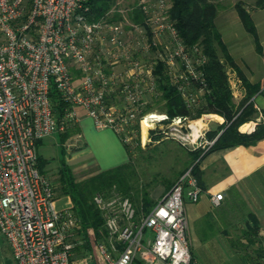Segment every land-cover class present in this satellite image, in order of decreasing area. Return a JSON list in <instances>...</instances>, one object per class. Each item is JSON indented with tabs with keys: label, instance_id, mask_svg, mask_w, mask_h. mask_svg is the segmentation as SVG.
<instances>
[{
	"label": "built area",
	"instance_id": "built-area-1",
	"mask_svg": "<svg viewBox=\"0 0 264 264\" xmlns=\"http://www.w3.org/2000/svg\"><path fill=\"white\" fill-rule=\"evenodd\" d=\"M84 2L0 0V237L16 264H201L191 254L184 207V196L196 201L202 192L191 167L146 213L115 187L96 192L104 234L82 255L75 250L84 240L79 217L56 206L38 168L37 141L77 126L81 110L130 149L144 143V121L169 120V135L192 149L208 150L216 139L195 132L189 116L153 109L158 64L188 108L200 107L209 93L207 57L199 43L179 37L169 0H133L142 14L134 22L131 8L120 9L121 20L109 12L89 19ZM52 91L64 103L60 113ZM222 198L221 191L211 195L214 204ZM257 263L264 264V240Z\"/></svg>",
	"mask_w": 264,
	"mask_h": 264
},
{
	"label": "crops",
	"instance_id": "crops-1",
	"mask_svg": "<svg viewBox=\"0 0 264 264\" xmlns=\"http://www.w3.org/2000/svg\"><path fill=\"white\" fill-rule=\"evenodd\" d=\"M236 1L217 11L214 23L237 69L251 84H259L250 99L255 111L239 127L240 131L251 132L257 123L264 122V7L241 0V5L254 23L259 51L253 35L245 29L233 6ZM225 63L229 75L238 83L239 93L245 95L246 90L238 82L236 70ZM208 116L219 119H209L204 125L206 132H220L224 118L218 113ZM79 121L85 123L87 129H93L95 134L92 141L96 145L104 143L116 153V161L105 169L128 161L126 147L112 129L98 130L82 110ZM76 131L77 134L80 131L79 122ZM211 138L214 137L206 134L205 139ZM74 152V155L81 154L79 148ZM96 164L97 161L93 165ZM197 166L202 192L196 201L184 196L192 257L201 264H258L260 245L264 240V137L249 145L237 144L211 150L199 160ZM78 167L88 172L86 163H79ZM220 191L223 198L214 204L211 195ZM252 229L255 236H248L247 231L252 232Z\"/></svg>",
	"mask_w": 264,
	"mask_h": 264
},
{
	"label": "trees",
	"instance_id": "trees-1",
	"mask_svg": "<svg viewBox=\"0 0 264 264\" xmlns=\"http://www.w3.org/2000/svg\"><path fill=\"white\" fill-rule=\"evenodd\" d=\"M119 1L85 0L84 3L87 6L86 15L89 19H99L110 9H114L109 18L121 20L123 16L120 9L131 8L133 10L128 11V17L133 19V22L142 21V14L136 8L135 3H129L126 8H123L120 6ZM241 4V0H237L233 6L236 8L245 29L253 35L256 47L260 51L254 23L249 13ZM230 5L231 2L226 4L223 0H169V15L177 29L179 37L188 45L199 43L207 57L203 73H205L209 93L206 95L205 101L200 107L194 109L188 108L180 93L177 91V88L171 85L164 75L162 64H158L155 69V75L159 90L157 101L161 104V111L165 112L169 118L174 116H189L195 118L200 116L201 113H218L224 118V121L220 132H207L209 137H215L216 139L206 152L201 153L199 149L189 150L190 162L178 173L172 182L168 183L166 190L189 167H191L193 174L197 177L198 183L200 184V170L197 165L199 160L207 152L237 144H253L264 137V122L257 123L251 132L244 133L238 129L243 122L252 117L255 111L250 99L253 93L259 88V84H251L243 73L237 69L227 53L220 33L215 26L214 18L217 11ZM255 6L264 7V0H255ZM219 50L221 51L220 54ZM225 62L229 63L236 70V74L241 79L246 90L243 99L238 104H235L232 100L227 81ZM51 99L54 103L55 111L60 113L64 103L59 100L58 93L52 91ZM72 130L73 128L60 133V139H65ZM40 141H37V145L40 144ZM124 146L129 155L130 148L126 144ZM127 162L113 168L99 170L79 181L72 175L70 167L62 164L61 178L66 182L65 186L67 188L65 193L69 195L73 210L79 217V224H81L79 232L84 239L83 243L75 248L77 254L82 255L92 252L94 243L104 234L103 218L92 201V196L96 192H108L109 189L115 187L121 194L127 195L131 199L137 212L146 213L155 205L156 202H152L146 193H142L140 196L137 193L134 196L131 195V189L127 182L129 178V166ZM45 163V160L41 159L37 152V165L42 173ZM255 228L256 221L254 218L253 229ZM247 232L248 236H255L256 234L255 230Z\"/></svg>",
	"mask_w": 264,
	"mask_h": 264
},
{
	"label": "rangeland",
	"instance_id": "rangeland-1",
	"mask_svg": "<svg viewBox=\"0 0 264 264\" xmlns=\"http://www.w3.org/2000/svg\"><path fill=\"white\" fill-rule=\"evenodd\" d=\"M223 1L229 4L235 0ZM246 1L255 5V0ZM119 2L120 6L126 8L133 0H120ZM113 11L114 9H110L108 11L109 15L113 13ZM220 53L221 51L219 50V54ZM226 75L232 100L235 104H238L241 102L244 95L239 93L237 89L238 85H236L238 83L229 75L227 69ZM237 78L238 82L242 84L241 79L238 76ZM157 99L158 96L154 99L155 104L153 105V109H155L156 113H161V104ZM198 117H189L193 129L194 126L197 125L196 121ZM207 119L218 120L219 118L208 116L205 120H200L201 124L197 125V130L199 132H204L205 138L207 132L206 130L204 131V125ZM168 121L169 120H166L165 123L156 121L152 125H147L146 139L144 140L143 136H140L143 138L144 143L138 142L135 147L129 150V160L127 162L129 166V178L127 182L131 189V195L134 196L137 193L140 196L142 193H146L149 199L154 203L164 193L168 183L172 182L191 160L188 154L189 150H192L191 143L186 144L176 138H172V136L169 135L170 130ZM75 127H73L72 132H69L65 139H60L58 133H52L42 138L40 144L37 145L39 156L46 162L42 170L53 186L54 199L58 208L73 209L72 201L69 195L65 193L67 189L65 186L66 182L61 178L62 164L69 166L72 175L79 181L88 177L89 173L93 174L97 172L98 169L103 170L107 168L117 159L116 153L113 152L111 147L104 143L96 145L95 142L92 141L95 134L92 128L87 129L85 123L83 124V122L79 121L80 131L77 134L76 129H74ZM188 130L189 128L183 129L184 132ZM141 134L143 135L142 131ZM77 148L81 151L80 155L73 154ZM196 149L201 150V153H203L206 151V145L197 147ZM95 161H97V164L94 166L93 164H95ZM83 162L87 164L88 172L78 167V164ZM110 190L111 189H109L108 192H104L109 193ZM0 264H16L8 244L2 237H0Z\"/></svg>",
	"mask_w": 264,
	"mask_h": 264
},
{
	"label": "bare ground",
	"instance_id": "bare-ground-1",
	"mask_svg": "<svg viewBox=\"0 0 264 264\" xmlns=\"http://www.w3.org/2000/svg\"><path fill=\"white\" fill-rule=\"evenodd\" d=\"M196 124L198 125V124H201V121L198 119L197 121H196ZM147 122L146 121H144L143 123H142V132H143V135L141 134V136H143V138H144V140L146 139L145 137H146V127H147ZM197 125H195L194 126V131L195 132H197L198 130H197ZM143 138H142V140H143ZM143 140V141H144Z\"/></svg>",
	"mask_w": 264,
	"mask_h": 264
}]
</instances>
